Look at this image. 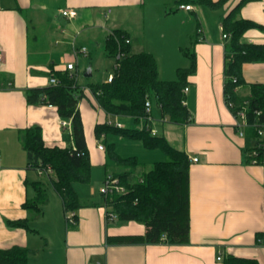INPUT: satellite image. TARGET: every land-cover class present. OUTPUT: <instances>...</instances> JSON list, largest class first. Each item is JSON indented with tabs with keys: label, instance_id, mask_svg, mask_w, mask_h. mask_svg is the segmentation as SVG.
Segmentation results:
<instances>
[{
	"label": "crops",
	"instance_id": "crops-1",
	"mask_svg": "<svg viewBox=\"0 0 264 264\" xmlns=\"http://www.w3.org/2000/svg\"><path fill=\"white\" fill-rule=\"evenodd\" d=\"M239 1L229 0L218 9L192 3L194 8L187 10L193 13L195 26L188 34L190 44L180 49L196 55V72L188 77L185 98L193 121L174 126L153 110L152 128L157 132L161 128L192 162L189 242L170 245L108 243L109 235L144 234L146 228L134 220L108 223L103 206L81 208L77 223L70 225L60 196L58 212L50 208L49 198L38 217L23 205L34 196L32 182L40 181V175L29 166L21 131L40 126L47 146L65 147L72 141L71 129L60 124L57 108L28 103L27 91L49 85L54 70H65L67 62L75 61L70 56L73 46L90 50L89 42L95 41L97 48L104 47L115 28L127 30L132 45L145 0H0V82L6 86L0 89V249L18 245L35 251L28 264H224L228 254L264 264V165L248 161L247 137L239 134L224 95L229 39L223 38L222 20ZM68 8L77 11L74 18L61 13ZM240 16L259 24L244 33V40L264 43V0L248 1ZM76 70L79 73L77 62ZM242 73L245 84L237 92L246 96L250 84L264 83V61L245 62ZM89 82L81 85L85 88ZM84 92L79 108L93 163L92 140L99 141L95 126L109 118L87 87ZM95 150L103 156L98 162L105 164V150L98 146ZM16 220H26L29 228L10 225Z\"/></svg>",
	"mask_w": 264,
	"mask_h": 264
},
{
	"label": "trees",
	"instance_id": "trees-1",
	"mask_svg": "<svg viewBox=\"0 0 264 264\" xmlns=\"http://www.w3.org/2000/svg\"><path fill=\"white\" fill-rule=\"evenodd\" d=\"M229 0H177L180 4H199L211 9L224 6ZM250 0H240L229 10L222 20V31L227 34L224 65V95L233 114L239 109L246 110L249 125L245 128L247 148L245 153L249 162L264 165V83L250 84V93L241 96L237 89L245 84L242 66L245 62L264 61V43L244 40V33L259 24L240 16L242 6ZM200 26L196 32H199ZM129 40V41H127ZM129 32L123 28L113 29L106 37L104 53L118 63L111 82H89L97 104L108 115L111 122L131 118L135 123L143 122L141 127H117L108 121L97 123L96 138L105 146L107 133L113 132L130 139H140L148 148H159L167 159L156 161L146 170L141 171V162L136 156L124 157L115 148L108 145V161L114 166L106 173L119 178L127 192L122 195H105L104 202H89L76 190V183L91 181L92 162L87 146L84 124L79 102L84 97V86L78 83L75 70H54L52 76L57 84L50 83L43 87L30 88L26 99L30 104L55 106L62 119L71 120V144L65 147L47 146L42 129L38 125L21 131L20 140L28 156L30 168L50 166L52 173L44 174L51 181L55 192L60 196L66 214L83 207L105 206L116 214V219L106 218L108 223L115 221H138L145 225L144 234H120L107 236L110 244H185L190 234V166L188 154L173 146L163 135L153 134V110H159L162 121L174 125H185L193 121L192 113L184 103L188 86V77L196 72V55L192 50H183L189 58L186 67L177 69V78L165 80L160 77L157 57L148 51H131ZM151 100L152 120H148L145 102ZM150 126V127H148ZM106 149V147H105ZM34 196L24 202V207L35 213L43 214V207L49 201V195L41 181L32 182ZM13 226L29 228L26 220L9 222ZM263 235L257 234L259 241ZM35 251L12 246L0 249V264H28V259ZM224 264H259L256 258L240 257L228 254Z\"/></svg>",
	"mask_w": 264,
	"mask_h": 264
},
{
	"label": "rangeland",
	"instance_id": "rangeland-1",
	"mask_svg": "<svg viewBox=\"0 0 264 264\" xmlns=\"http://www.w3.org/2000/svg\"><path fill=\"white\" fill-rule=\"evenodd\" d=\"M145 2V6L142 7V19L137 25L138 38L133 40L131 51H148L153 53L157 57L159 63L160 77L165 80H174L177 78V69L188 65L189 60L181 51L180 46L184 47L190 44L191 39H189L188 34H191L193 31L195 18L193 13L180 8L177 0H145ZM164 11L167 13L165 16L163 14ZM79 46H76V48L72 50L73 54L70 55L71 58H74L75 64L77 62L80 68L78 83L80 82L81 84L84 80L103 82L107 78L108 72L112 73L114 71L113 62L115 59L105 55L103 46L97 48L95 41L89 42V51H91V55L88 53L87 56H84L75 53V50H77ZM89 66L94 67L93 77H83L84 72ZM86 87L94 97L93 91L88 86ZM86 87L84 89H86ZM93 99H95V97ZM155 112L157 114L156 110ZM122 121L128 128L141 127L143 125L135 123L131 118L122 119ZM153 129L158 135H163L161 128L159 132H157L154 127ZM101 138L105 139V162L109 159L106 151L108 145L111 143L115 144L116 151L120 155L124 157L136 156L141 162V171L148 170L156 161L167 159L166 154L161 149L148 148L140 139L126 138L113 132L107 133L106 136ZM100 142L103 143L102 139H100ZM92 143L91 153H93L95 162L92 163L91 181L89 183H76L75 187L82 198L102 204L104 202V196L100 189L105 183L106 171L112 170L114 166L109 165L106 168L103 162H98V159H103V156L95 150L99 141L94 142V140H92ZM38 179L43 183L51 199L50 208L58 212L60 208V199L50 179L45 175L38 176ZM119 222L120 221H115V223ZM54 246L55 243L53 247Z\"/></svg>",
	"mask_w": 264,
	"mask_h": 264
},
{
	"label": "built area",
	"instance_id": "built-area-1",
	"mask_svg": "<svg viewBox=\"0 0 264 264\" xmlns=\"http://www.w3.org/2000/svg\"><path fill=\"white\" fill-rule=\"evenodd\" d=\"M179 7L186 9V10H191L194 8L191 4H184V3L180 4ZM61 13L63 14V16H66L68 18H74L77 15V11L75 9H72V8L64 9L61 11ZM199 32L202 33L201 28H199ZM227 37H228L227 34L223 33V38H227ZM127 41H129V40H127ZM73 48L75 49L76 46H73ZM75 53H79V54L87 56L89 53V50H88V47L86 45H81L78 47L77 50H75ZM2 59H3V55H2V52L0 51V63L2 62ZM116 67H118V63L115 61L114 69ZM65 69H68L69 71L75 70L76 69L75 61L67 62ZM113 77H114V72H112L108 75L107 81L111 82ZM50 83L57 84L58 79L56 77L52 76L50 78ZM3 87H6V86L4 85L3 82H0V89ZM188 90H189V87L188 86L185 87L184 93L186 94L188 92ZM184 103L186 104L185 100H184ZM145 106H146V112L149 114L148 120H152V116L150 115L152 103H151L150 99L146 100ZM234 116L237 119V128L239 130V134L244 136L245 135V128L249 125L245 108L237 110L236 113L234 114ZM108 122L114 124L117 127H125V125L121 121L111 122L109 120ZM60 124L63 127H67V128L71 129V120H69V119H62L61 118ZM148 127H150V126H148ZM151 132L153 134H156V132L154 131L153 128H151ZM259 133L261 135H263L264 130H259ZM97 146H98V149L105 150V146L103 143L99 142ZM197 160H198V158H194V161H197ZM253 163H255V160L253 161ZM52 171L53 170L50 166H47L46 168L40 167V168H37V170H36L37 174L40 176H42L44 174L52 173ZM100 191H101V193H103L105 195H112V194L122 195V194H125L127 192V189L123 184H121L119 178L115 177L112 173H108V174H106L105 183L101 187ZM103 210H104L106 218L108 217L110 219H116V217H117L116 214L114 212H109V209H107V207L103 206ZM67 219L70 221V223H74L75 222V212H69L67 214ZM217 258L220 260V259H222V256L219 255Z\"/></svg>",
	"mask_w": 264,
	"mask_h": 264
},
{
	"label": "water",
	"instance_id": "water-1",
	"mask_svg": "<svg viewBox=\"0 0 264 264\" xmlns=\"http://www.w3.org/2000/svg\"><path fill=\"white\" fill-rule=\"evenodd\" d=\"M85 77H91L92 76V66H89L87 70L84 73Z\"/></svg>",
	"mask_w": 264,
	"mask_h": 264
}]
</instances>
